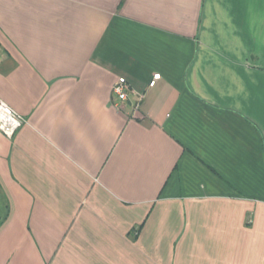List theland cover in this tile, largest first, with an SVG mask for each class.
<instances>
[{
  "label": "crops",
  "instance_id": "1",
  "mask_svg": "<svg viewBox=\"0 0 264 264\" xmlns=\"http://www.w3.org/2000/svg\"><path fill=\"white\" fill-rule=\"evenodd\" d=\"M0 99V264H264V0H0Z\"/></svg>",
  "mask_w": 264,
  "mask_h": 264
},
{
  "label": "built area",
  "instance_id": "2",
  "mask_svg": "<svg viewBox=\"0 0 264 264\" xmlns=\"http://www.w3.org/2000/svg\"><path fill=\"white\" fill-rule=\"evenodd\" d=\"M132 88L125 77H119L113 85V94L117 100L113 102L118 109H124L128 102H131ZM146 94L139 93L137 99L132 104V114L136 115L141 107ZM27 120L23 114L9 105L4 100L0 99V130L8 137L14 136L16 131Z\"/></svg>",
  "mask_w": 264,
  "mask_h": 264
},
{
  "label": "trees",
  "instance_id": "3",
  "mask_svg": "<svg viewBox=\"0 0 264 264\" xmlns=\"http://www.w3.org/2000/svg\"><path fill=\"white\" fill-rule=\"evenodd\" d=\"M2 221H0V224H1Z\"/></svg>",
  "mask_w": 264,
  "mask_h": 264
}]
</instances>
